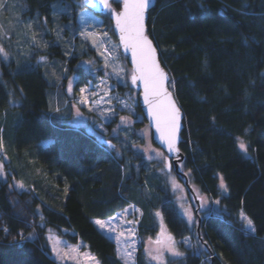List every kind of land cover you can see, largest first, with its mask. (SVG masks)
I'll list each match as a JSON object with an SVG mask.
<instances>
[{
	"label": "trees",
	"instance_id": "trees-1",
	"mask_svg": "<svg viewBox=\"0 0 264 264\" xmlns=\"http://www.w3.org/2000/svg\"><path fill=\"white\" fill-rule=\"evenodd\" d=\"M79 1L24 0L23 14L36 26L46 18L53 25L76 27L85 8ZM111 7L118 10L120 2ZM147 26L176 82L174 93L185 114L183 171H190L195 184L219 200L222 212L211 213L202 223L204 239L216 255L212 264H264V0H157ZM51 50L68 73L74 69L76 58H67L58 44ZM17 64H1L0 141L9 142V155L20 170L28 166L22 165L25 160H33L36 191L19 192L0 180V264H59L45 237L48 227L101 264H124L114 241L92 219L111 217L129 206L133 181L145 187L149 163L132 148L118 156L116 142L115 148L107 146L72 124L65 108H54L55 85L44 69ZM77 75L70 98L91 118L97 135L110 136L121 117L142 115L127 84L102 71L95 75L80 68ZM239 138L246 140L252 156L240 150ZM43 140L49 142L44 145ZM221 177L227 186L223 194ZM158 189L156 198H163L154 206L160 207L170 233L189 236L190 226L172 193ZM144 210L145 221L138 228L145 239L157 227L148 225L149 207ZM241 213L253 221L254 235L244 231ZM138 255L137 264H148ZM201 261L187 255L186 264Z\"/></svg>",
	"mask_w": 264,
	"mask_h": 264
},
{
	"label": "rangeland",
	"instance_id": "rangeland-1",
	"mask_svg": "<svg viewBox=\"0 0 264 264\" xmlns=\"http://www.w3.org/2000/svg\"><path fill=\"white\" fill-rule=\"evenodd\" d=\"M79 5L85 8L79 13L76 27H72L70 23L55 22L56 25H53L46 18L39 21L36 26L32 19L26 18L23 14L26 7L24 0H0V46H3L8 53L7 57L0 53V73L1 64L3 62L10 63L12 60L18 63L19 67L25 64L41 66L49 83L55 85L53 94L55 100L52 101L54 108L66 107L65 113L71 115L72 124L95 134L98 140L108 139L113 143L116 142L118 156L132 148L140 152L146 163H149L148 177L144 181L145 187H141L133 181L130 189L132 196L130 208L118 213L115 220H112L111 223L108 221L105 224L107 226H103L104 231L109 232L118 241L119 254L129 262L128 264H137L138 250L140 251V256H138H142L148 264H186L187 255L200 256L202 259L200 264L214 263L216 255L212 254L210 245L204 239V224L202 225V223L211 213L222 212H220L219 204L216 203L219 200L212 199L195 184L191 172L183 171V161L180 163L182 174H176L173 169L167 170L166 154L161 147L154 143L152 129L143 115L137 118L124 116L127 119L124 121L120 119L110 136H100L94 132L91 118L81 114L70 98L69 85L72 89L78 76L77 70L80 68L95 75L100 71L107 73L120 83L130 86L131 97L138 98V92L131 85L133 71L126 56L119 50L110 18L95 14L84 6L82 0L79 1ZM53 43L60 45L67 58H76V65L69 73L66 66L61 67L60 63L50 56ZM101 52H104L105 55L101 56ZM105 58L110 65L108 68L104 67ZM241 140L248 146L244 138H239L238 147ZM3 142L5 143L0 145V165H2L0 180L8 181L11 187L19 192L29 191L35 194L36 188L32 185V179L35 178L34 166L31 165L34 163L33 160L29 159V162L25 160L22 165L27 163L28 166H24L25 168L20 170L16 160L9 155V142L6 140ZM48 142L49 140L42 141L44 145ZM243 153L247 157L252 156L249 150L247 153ZM124 171L126 176H130L128 166ZM136 176H141L139 170H136ZM20 184L23 185L22 189L17 187ZM158 188L172 193L180 214L190 226L191 234L189 236L176 238L171 233L169 235L157 218L155 224L159 229L156 233H152L154 237L144 239L138 228L140 223L131 221L130 217L142 216L145 207H149L151 217L156 215L155 210L158 206H154V204L158 205L156 201L163 198L162 194L158 195V199L156 198L155 193H161ZM220 190L222 194L227 191L221 187V183ZM196 212H198L199 218ZM239 222L244 231L249 233L245 221L241 219V214ZM39 225L45 227L42 221L39 222ZM94 225L101 231L97 221ZM123 225H127L128 228H122ZM147 233H149L148 230ZM169 236L174 238L175 248L178 252L183 253L182 256L173 255L168 250ZM45 237L51 250V256L59 264H96L98 261L90 252L82 251L80 245L68 243L58 236L57 231L53 228H46ZM157 240L160 241L159 244ZM99 264L101 263L99 262Z\"/></svg>",
	"mask_w": 264,
	"mask_h": 264
},
{
	"label": "snow or ice",
	"instance_id": "snow-or-ice-1",
	"mask_svg": "<svg viewBox=\"0 0 264 264\" xmlns=\"http://www.w3.org/2000/svg\"><path fill=\"white\" fill-rule=\"evenodd\" d=\"M85 2H91V0H85ZM104 5L105 9L112 12L111 4L109 0H99ZM118 3L120 0H113ZM157 0H123V11L115 13L116 27L120 31V39L123 42L124 51H130L132 61L135 64V69L132 75V82L136 83L137 80H141L144 83V100L151 107L154 119L156 120L157 130L165 137L168 151H178L175 148L177 133L179 131V117L180 109L177 107L175 100L172 97V92L168 91V87L175 90L176 82L174 79H170L168 74L160 67L157 59V49L154 47L153 42L146 34L145 28V16L149 8H154ZM106 35V34H105ZM95 44V41H93ZM107 51V49H105ZM0 53H3L7 57L8 53L4 50L3 46H0ZM101 56L105 53L101 52ZM44 59V57H41ZM110 65L107 58H105L104 67L108 68ZM115 71V69H113ZM118 75V73H117ZM167 85V87H166ZM71 85H69V91ZM83 91V90H82ZM110 102V101H109ZM56 111H59L57 109ZM126 117H121V120H126ZM2 145V141H0ZM115 147V145H110ZM239 148L247 153L248 146L241 140L239 142ZM2 167V165H0ZM19 188H23V185H17ZM221 187L226 191L227 186L223 183L221 177ZM219 204V201H216ZM159 215V214H158ZM43 219V218H42ZM191 220V216L189 217ZM241 219L245 221L248 232L255 234V226L253 221L241 213ZM98 224L103 223L97 221ZM168 250L173 255L182 256L175 248V240L173 237H168ZM159 244L160 241L157 240ZM202 254V253H200ZM99 264V261L96 262Z\"/></svg>",
	"mask_w": 264,
	"mask_h": 264
},
{
	"label": "water",
	"instance_id": "water-1",
	"mask_svg": "<svg viewBox=\"0 0 264 264\" xmlns=\"http://www.w3.org/2000/svg\"><path fill=\"white\" fill-rule=\"evenodd\" d=\"M82 1H83V4L86 7H88L95 14L105 15L109 12L107 9H105L104 5L99 2V0H91V2H85V0H82ZM112 1L113 0H109V3L111 4ZM151 9L152 8L150 7L148 12L146 13V16H145L146 34L148 35L149 39L152 40L154 47H156V49H157V59L159 61L160 67L163 68L164 71L168 74L169 78L172 79V75L167 70V68L162 64L160 52H159L155 42L150 37L149 32H148L147 22H148L149 12ZM112 10L113 11L110 14V18H111V22H112V26H113V31L115 33L117 42L119 44V50L121 51V53L124 56H126L127 61L130 65L132 71H134L135 64L132 61L131 52L130 51H127V52L124 51L123 42L120 39V31L116 27L115 13H119V12L123 11V0L120 1V8L118 10H116V9H112ZM131 85L138 92V104L142 110V115L144 116V118L146 119L150 128L152 129L154 143L156 145H158L159 147H161L166 154L167 169L171 170L173 168L175 170L176 174H182V172L180 170V163L184 160V154L180 150V143L182 142V132H183V129L185 127V125H184L185 114H184V111L181 108V106H180V104H179V102L175 96L174 91L170 87H168V91L172 92V97L175 100L177 107L180 109V117H179L180 127H179V131L177 133V140H176V144H175V148L178 149V151L169 152L165 137L162 135V133L160 131L157 130L156 120L154 119L151 107L144 100V83H143V81L137 80L136 83H133L132 82V76H131ZM166 87H167V85H166ZM102 143H104L107 146L115 145L112 141H110L108 139H102ZM115 147H116V145H115ZM185 178H186V182H187V176Z\"/></svg>",
	"mask_w": 264,
	"mask_h": 264
},
{
	"label": "crops",
	"instance_id": "crops-1",
	"mask_svg": "<svg viewBox=\"0 0 264 264\" xmlns=\"http://www.w3.org/2000/svg\"><path fill=\"white\" fill-rule=\"evenodd\" d=\"M56 110H57V108H56ZM3 181H5V180H3ZM19 183H20V181H19ZM130 208V206H127L125 209H123V210H121V211H118L117 213H115L113 216H111V217H108V218H93L92 219V221H93V223H95L96 221H100V222H102L103 223V225L104 226H107V225H105L106 224V222L108 223V221H110V223H111V221L112 220H115V218L116 217H118L117 215H118V213H120V212H122V211H124V210H126V209H129ZM139 208V207H138ZM137 208V209H138ZM155 213H156V215L155 216H153V217H149L148 219H147V221H148V225H150L151 227H153V226H157L156 224H155V222H156V220H157V218H158V222H160L161 223V226H163L164 227V229L168 232V234L170 235V231H169V229H168V227H167V225H166V222H165V220H164V217H163V215H162V213H161V210H160V207L158 206L157 207V210H155ZM159 214V215H158ZM145 217H146V212H145V210H144V212L142 213V216H139V217H137V216H133V218L132 217H130L131 218V221H133V222H135V223H140L141 222V219L143 218V221H145ZM142 221V222H143ZM98 224V223H97ZM99 226V225H98ZM100 229H101V231L103 232V234H105L107 237H109L112 241H114V243H115V245H116V252H117V255H118V257H119V259L124 263V264H128L129 262H127V260H125L124 258H122L121 257V255L119 254V251H118V241L115 239V238H113L112 237V235L109 233V232H107V231H104V229H103V227H101V224H100V227H99ZM122 228H124V229H127L128 228V226L127 225H123L122 226ZM159 228H157V230H158ZM152 237H154V234H152V231L150 232V234H148V235H146V239L147 238H152ZM59 263V262H58Z\"/></svg>",
	"mask_w": 264,
	"mask_h": 264
},
{
	"label": "bare ground",
	"instance_id": "bare-ground-1",
	"mask_svg": "<svg viewBox=\"0 0 264 264\" xmlns=\"http://www.w3.org/2000/svg\"><path fill=\"white\" fill-rule=\"evenodd\" d=\"M113 2V1H112ZM88 8V7H87ZM89 9V8H88ZM151 11V10H150ZM150 13V12H149ZM110 14H111V12H108L107 14H105V16L107 15L109 18H110ZM100 16V15H99ZM102 16V15H101ZM149 17V16H148ZM110 20H111V18H110ZM64 108H66V107H61V109H64Z\"/></svg>",
	"mask_w": 264,
	"mask_h": 264
}]
</instances>
